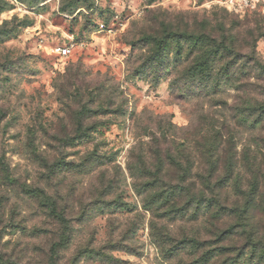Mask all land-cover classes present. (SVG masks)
I'll list each match as a JSON object with an SVG mask.
<instances>
[{
	"label": "rangeland",
	"instance_id": "rangeland-1",
	"mask_svg": "<svg viewBox=\"0 0 264 264\" xmlns=\"http://www.w3.org/2000/svg\"><path fill=\"white\" fill-rule=\"evenodd\" d=\"M258 63L264 0H0V264H264Z\"/></svg>",
	"mask_w": 264,
	"mask_h": 264
},
{
	"label": "trees",
	"instance_id": "trees-1",
	"mask_svg": "<svg viewBox=\"0 0 264 264\" xmlns=\"http://www.w3.org/2000/svg\"><path fill=\"white\" fill-rule=\"evenodd\" d=\"M144 39L153 45L155 59H158L159 54L172 51L174 62H177L188 53L195 52L196 58L193 65L185 71L186 77L191 80H198L205 86H208V83H213L211 89H214L220 87L221 82L230 79L231 73L227 66L218 69V72L214 73L213 71L214 64L227 55L226 51H231L226 44L218 43L217 39L213 37L206 34L168 33L165 31L161 37L146 36ZM182 40L187 42L186 47L181 44ZM258 69L260 73H264V64L258 63ZM236 115L241 121H246L248 116L254 115L252 123L256 125L260 122L261 117H264V103H249L245 107H240Z\"/></svg>",
	"mask_w": 264,
	"mask_h": 264
},
{
	"label": "built area",
	"instance_id": "built-area-1",
	"mask_svg": "<svg viewBox=\"0 0 264 264\" xmlns=\"http://www.w3.org/2000/svg\"><path fill=\"white\" fill-rule=\"evenodd\" d=\"M67 51H68V49H67L66 47H63V48L61 49V54H62V55H65V54H67Z\"/></svg>",
	"mask_w": 264,
	"mask_h": 264
}]
</instances>
